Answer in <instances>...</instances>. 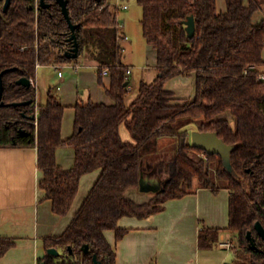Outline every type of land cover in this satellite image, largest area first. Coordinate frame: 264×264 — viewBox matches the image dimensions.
Instances as JSON below:
<instances>
[{
  "label": "trees",
  "instance_id": "16d2710c",
  "mask_svg": "<svg viewBox=\"0 0 264 264\" xmlns=\"http://www.w3.org/2000/svg\"><path fill=\"white\" fill-rule=\"evenodd\" d=\"M45 2L49 6L41 7L40 0H10L5 8L0 0V72L4 71L0 147L38 148L39 186L58 215L69 213L84 174L100 170V175L65 231L45 238L47 248L60 253L47 252L40 263L95 264L96 255V264H117L116 247L105 232L115 230L121 239L128 231L118 225L122 217H147L163 210L169 199L198 187H226L230 197L225 230L235 243L232 250L241 255V262L234 264H264V239L255 228L257 221L264 225V79L260 78L264 19L253 21L258 1L226 0L227 10L219 12L217 0H138L144 36L157 52L158 75L152 82L141 81L130 104L126 103L129 76L122 59L124 46L118 40V10L112 0H68L71 21L77 25L74 31L60 4ZM191 15L195 18L192 37L187 30ZM75 39L79 57L69 58L66 51ZM85 53L97 61L101 84L108 68L107 93L114 103L80 99L75 105L74 132L63 138L66 105L59 95L50 90L46 102L37 103L36 86L18 80L34 78L40 64L65 65ZM190 74L196 78L195 96L178 101L166 84ZM21 101L31 102L13 104ZM194 122L199 131H214L234 146L231 168L220 154L192 145L187 126ZM122 124L132 141L121 137ZM168 136L178 139L173 155L153 160L160 138ZM61 146L74 148L75 161L69 169L57 161ZM142 175L159 177L164 185L150 200L137 202L127 192L140 188ZM221 231L203 227L200 246L215 245ZM14 244V238L0 235V258Z\"/></svg>",
  "mask_w": 264,
  "mask_h": 264
},
{
  "label": "crops",
  "instance_id": "0c3cea01",
  "mask_svg": "<svg viewBox=\"0 0 264 264\" xmlns=\"http://www.w3.org/2000/svg\"><path fill=\"white\" fill-rule=\"evenodd\" d=\"M257 1L259 9L253 15L254 23H259L264 19V1ZM217 9L219 12L226 11V0H217ZM122 31L128 35L124 24ZM127 41L129 39L123 44ZM148 47H152L148 51L150 58H153V65L156 67L157 52L152 45L148 44ZM86 60L87 64L84 67H80L84 61L82 56L75 62L76 65L74 62L68 63L74 65L67 67L73 70L67 74L63 72L62 75L59 74V71H62L61 68L66 67V64L59 66L40 64L36 76L31 78L32 84L37 89V103H42L39 99L38 81L41 80V76L44 77V73L40 70L43 71L45 68L57 70L55 75L60 79V83L57 85L58 95L62 103L66 105L62 127L63 138L69 137L74 132L75 105L80 99H91L95 103H114L113 98L107 93V88L111 83L109 72L103 73V84H101L97 72V61L87 58ZM125 65L127 68L131 67L129 76L133 73V65ZM44 79L46 81V77ZM130 83L131 80L128 85L132 91ZM166 87L175 93L178 101L193 98L196 92L195 75L174 77L167 82ZM49 88L47 96L51 90ZM80 88H82L84 97L80 93ZM137 95L129 94L126 103L130 104ZM121 126L120 134L123 140L132 141L127 127L125 126L126 131H122ZM56 156L59 165L63 168L69 169L73 166L75 161L73 147H59ZM99 175L100 170L84 174L69 213L58 215L53 211L52 201L45 198L44 191L39 186L42 171L38 167V148L36 146L0 147V235L15 239L13 247L0 258V264H41V258L48 252L45 238L51 235H60L65 231ZM135 188H131L127 192L131 198L133 197L130 195V191H134ZM151 193L155 192L151 191ZM229 197L230 189L226 187L217 190L198 187L180 198L169 199L163 210L147 217H122L118 225L121 228H127L128 231L121 239L116 238L115 230L105 232L109 242L116 247V263H228L227 259L232 250H225L221 241L231 239L230 232L225 230L229 224ZM134 200L137 202L146 201V199ZM203 227L222 229L218 242L212 247L202 248L200 246L199 235Z\"/></svg>",
  "mask_w": 264,
  "mask_h": 264
},
{
  "label": "rangeland",
  "instance_id": "374dc122",
  "mask_svg": "<svg viewBox=\"0 0 264 264\" xmlns=\"http://www.w3.org/2000/svg\"><path fill=\"white\" fill-rule=\"evenodd\" d=\"M113 2H118L119 4H127L128 9H119L118 10V18L120 22H122L125 25L126 32L129 35V41H127L124 46L122 59L125 64H131L133 65V73L129 75V80H131V86L132 91H130L131 95H136L139 92V86L141 81H148L152 82L154 80V77L157 73L156 67L153 65V58H150L149 55V48L147 40L143 33V25H142V17H143V8L138 2V0H112ZM111 4V5H112ZM82 58L84 61L82 62V65L80 67H84L85 64H87V59L94 60L89 57L87 53L82 55ZM77 63L74 62V65ZM81 64V61H80ZM61 70L65 72L66 74L73 70L72 68L62 67ZM262 71H264V67L261 68ZM40 72L44 73V77L41 76V80L38 81V93H39V99L42 103L46 102L47 92L48 88L52 90V92L59 94V90L57 89V85H59V77L56 76L57 70L54 68H45L43 71L40 70ZM47 72V73H46ZM42 73V74H43ZM39 78V74L37 75ZM46 77V81H44ZM80 93L82 97H84V94H82V88H80ZM87 90V89H86ZM87 100V99H86ZM122 131H126V127L123 124L121 126ZM187 130H189L192 134L193 131L199 130L198 129V123L194 122L187 126ZM130 140V139H129ZM192 142V137H191ZM159 149L158 151L151 156V158L155 161H158L160 159H169L178 144V139L176 137H163L159 140ZM196 155V154H195ZM219 184H222L221 181H219ZM196 185V183H195ZM130 195L134 199L138 200H150L155 193H151L148 191H143L140 188H135L134 191H130ZM227 250V249H225ZM241 255H239L236 251L232 250L230 251L229 257L227 259V262L229 264H234L241 262Z\"/></svg>",
  "mask_w": 264,
  "mask_h": 264
},
{
  "label": "water",
  "instance_id": "95a60500",
  "mask_svg": "<svg viewBox=\"0 0 264 264\" xmlns=\"http://www.w3.org/2000/svg\"><path fill=\"white\" fill-rule=\"evenodd\" d=\"M60 6L62 7V11L67 18L69 22V26L72 31L75 30L76 24H74L71 21L70 14H69V9H68V0H56ZM10 0H6L5 2V8L8 6ZM40 6L41 7H47L49 4L45 2V0H40ZM187 30L188 34L190 37H192L195 34V18L193 15L189 17L187 20ZM75 38V33L72 34L71 39ZM66 56L69 58H77L79 57V47H78V42L75 39L74 40V46L70 50L66 51ZM3 74L4 71L0 72V104H4L2 101L3 98ZM19 84L25 85V86H30L32 84L31 78L28 77H22L18 80ZM129 84V81L125 82V85L127 86ZM31 101H21V102H14V105H21V104H28ZM34 118V117H33ZM21 132L23 134L26 133L25 129H21ZM192 137V145L196 148L202 149L208 154H220L224 160H225V165L229 168H231L230 164V155L232 150L234 149V146L231 144H227L222 138L218 136V134L214 131H199L195 130L191 134ZM164 185V182L162 181L161 178L159 177H154L151 178L149 176H141L140 179V187L143 191H158L162 189V186ZM255 228L260 234V236L264 239V225L260 222L257 221L255 223ZM248 239L251 241V246L254 247V240L251 235V231L247 233ZM89 251V245L86 244L84 247V252ZM49 253L52 254H59V250L57 248H49L48 249ZM94 261L95 264L98 262L97 256L94 255ZM44 264V263H42Z\"/></svg>",
  "mask_w": 264,
  "mask_h": 264
},
{
  "label": "built area",
  "instance_id": "2783aa9c",
  "mask_svg": "<svg viewBox=\"0 0 264 264\" xmlns=\"http://www.w3.org/2000/svg\"><path fill=\"white\" fill-rule=\"evenodd\" d=\"M114 7H116L117 10L119 9H127L128 8V5L127 4H119L118 2H113L112 4ZM117 27H118V30H119V33H118V40H121L122 43L126 40L129 39V36L122 31L123 29V24L119 21L118 19V24H117ZM59 66V65H57ZM66 67H73L74 65L73 64H66L65 65ZM109 71H108V68H104L103 70V73L107 74ZM131 72V67H128L127 68V74H129ZM59 74L62 75L63 74V71H59ZM260 78L264 79V73H262L260 75ZM35 123L37 124V121H35ZM221 245L223 247H225L226 249L228 250H232L235 246V243L233 242L232 239H225V240H222L221 241Z\"/></svg>",
  "mask_w": 264,
  "mask_h": 264
},
{
  "label": "flooded vegetation",
  "instance_id": "af4514ba",
  "mask_svg": "<svg viewBox=\"0 0 264 264\" xmlns=\"http://www.w3.org/2000/svg\"><path fill=\"white\" fill-rule=\"evenodd\" d=\"M5 2H6V0H4V6H5Z\"/></svg>",
  "mask_w": 264,
  "mask_h": 264
}]
</instances>
